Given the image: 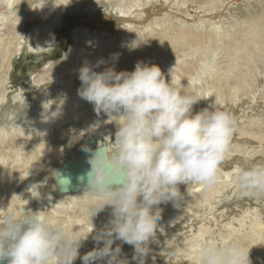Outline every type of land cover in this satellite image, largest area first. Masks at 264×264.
<instances>
[{
  "label": "bare ground",
  "instance_id": "6f19581e",
  "mask_svg": "<svg viewBox=\"0 0 264 264\" xmlns=\"http://www.w3.org/2000/svg\"><path fill=\"white\" fill-rule=\"evenodd\" d=\"M60 1L0 0V214L40 210L88 235L73 264H84L86 254L103 247L94 237L108 225L112 210L106 208L91 220L85 214L89 201L84 192L89 156L100 145L113 146L116 125L78 96V70L88 63L94 71H104L107 56L124 52L135 34L143 40L136 42L135 60L158 65L168 80L175 67L178 87L204 92L200 111L215 100L240 125L219 166L221 182L207 191L197 184L181 185L184 202L160 205L162 217L144 264H197L200 243L210 237L218 243L250 241L252 264H264V200L238 198L234 192L245 154L250 162H264V122L253 113L264 109V85L256 86L262 75L257 63L264 60V26L249 15L228 28L221 17L237 0H111L105 12L115 20L116 33L108 27L80 26L72 33L69 51L33 71L32 85L15 91L11 100L14 58L24 47L36 55L51 53L55 29L68 10L92 17L110 0ZM30 22L36 25L25 33ZM145 37L153 52L144 51ZM221 55L223 62L218 61ZM101 60L105 63L97 67ZM249 94L252 107L239 102ZM244 202L245 207H237ZM117 245L122 246L121 258L139 264L133 246L119 240L113 247Z\"/></svg>",
  "mask_w": 264,
  "mask_h": 264
},
{
  "label": "clouds",
  "instance_id": "9594fccd",
  "mask_svg": "<svg viewBox=\"0 0 264 264\" xmlns=\"http://www.w3.org/2000/svg\"><path fill=\"white\" fill-rule=\"evenodd\" d=\"M173 69L171 80L158 65L143 62L132 71L117 72L113 66L97 72L88 63L78 70V96L116 125L113 146L100 145L88 160L85 214L92 220L106 208L112 213L94 237L103 247L86 254L84 264H129L121 258L122 246L113 247L117 240L133 246V259L144 264L162 217L160 205L184 202L181 185L207 191L221 182L219 166L237 122L215 100L194 112L202 98L188 85L178 87ZM243 161L234 178L236 197L264 199V162H250L247 154ZM87 236L40 210L5 211L0 264H73ZM252 247L250 241L218 243L210 237L200 243L197 264H252Z\"/></svg>",
  "mask_w": 264,
  "mask_h": 264
},
{
  "label": "rangeland",
  "instance_id": "374dc122",
  "mask_svg": "<svg viewBox=\"0 0 264 264\" xmlns=\"http://www.w3.org/2000/svg\"><path fill=\"white\" fill-rule=\"evenodd\" d=\"M36 1H38V0H35V2ZM45 1H48V0H45ZM99 1H102V0H99ZM49 2L53 3V0L52 1L49 0ZM60 2H61L60 0H55L54 4L57 5ZM111 2H112L111 0L103 2L100 4V7L99 6L97 7L98 11L96 12V15H97L96 19H95L96 15L90 17L91 15L85 16L82 12L76 13V12H72V11L68 10L63 15V17H62L63 19L61 20L60 25L58 26L59 28L55 29L54 44H53V48H52L51 53L50 52L47 53V51H45V52L40 53L39 55H36V54H33L32 52H30L29 49H26V47H24V49L22 50L20 55H18L14 58L15 69L12 72V80H11V84L9 86L10 87V89H9L10 96L9 97L11 98V100H12V97L15 95V91H18V89L22 90L25 87L32 85L31 73L33 71L41 69L45 64H47L49 62H54V61L62 58L63 55L65 54V52L69 51L70 47H72V45H74L73 40H72V33L77 28H79L80 26L81 27L89 26L91 29H94L95 27H100V26L108 27L112 30V32L116 33L118 27L115 25V20L113 18H111L112 16H110L111 19L109 18V16L106 17L108 14H106V12H105V10H106L105 6L107 4H110ZM249 15H250L249 20L255 19L259 23H261V25L264 26V23H263L264 22V0H237L236 2H233L229 6V11L225 10L223 12L221 19L223 18L225 25H227V27L230 28V26L235 25L236 19L243 21L244 19L249 17ZM88 17H90L91 19H87V21H86V18H88ZM109 21H111V23ZM37 24H38V22H37ZM35 25H36V23H33V22L28 23L26 25V28H25V33H29L30 30L35 27ZM231 32H234V30ZM142 36H144V35H142ZM147 39H148V37L144 38V40L147 43V47L144 51H146L147 53H150V52H153V47H152V44L149 43V40H147ZM130 41H131V43L127 44L126 48H124L125 49L124 52H120V54L113 52V53H110L111 55L109 54L107 56L108 59L106 58L107 64L105 63V67H110V66L113 67L114 66L117 72L125 71V70H127V71L134 70L135 65L137 64V62H139V60H141V58H136V60H135L132 52L134 50H136V47H137L136 42L140 44V43H142L143 40L134 34ZM218 61H220V62L225 61L223 59V55L218 57ZM260 61L261 62L257 63L258 68H260L262 75H264V60H260ZM126 63L131 64L132 67L131 68L125 67ZM262 75L258 76V78L256 80V86L259 88L264 85V80H263ZM203 85H204V87L206 86L205 83ZM215 92H216V90L211 92V96H213V98H215ZM203 93L199 94V96L201 98L204 95ZM261 95H262V93H261ZM247 96H248V98L245 97V98L239 99L240 100L239 102H241L243 105L246 104L247 107H252L254 103L249 104L248 102H250V100H251V102L253 101V95L249 94ZM204 102L205 101L202 98V100L199 103L194 105L193 111L199 112L200 111L199 108H200V106H202L204 104ZM228 106L232 107V103L229 104ZM253 113H257L256 116L258 118H260L262 120V122H264V109H261L259 111V113L255 112V111ZM238 125H239V122H237V126ZM233 136L234 137L238 136V130L235 131ZM260 159H262L264 161V155L263 156L260 155ZM222 200H224V198ZM263 200L264 199H262V201ZM237 207H245V202L244 203H237ZM233 211H235V210H233ZM110 219H111V215L108 218V221H110Z\"/></svg>",
  "mask_w": 264,
  "mask_h": 264
}]
</instances>
